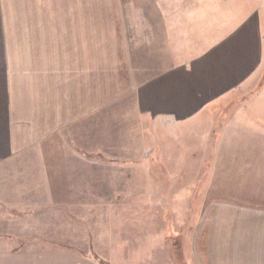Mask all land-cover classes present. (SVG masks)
Listing matches in <instances>:
<instances>
[{
  "label": "crops",
  "instance_id": "1",
  "mask_svg": "<svg viewBox=\"0 0 264 264\" xmlns=\"http://www.w3.org/2000/svg\"><path fill=\"white\" fill-rule=\"evenodd\" d=\"M263 75L264 0H0V220L16 230L4 234H51L64 219L110 234L112 207L164 170L144 135L181 133ZM236 127L205 166L193 264H264V133ZM192 173L176 169L177 188ZM70 205L81 214L62 217Z\"/></svg>",
  "mask_w": 264,
  "mask_h": 264
},
{
  "label": "rangeland",
  "instance_id": "2",
  "mask_svg": "<svg viewBox=\"0 0 264 264\" xmlns=\"http://www.w3.org/2000/svg\"><path fill=\"white\" fill-rule=\"evenodd\" d=\"M257 81L258 84L243 92L234 88L219 102L207 107L196 120L184 123L181 133L174 131V124H165V132L160 133L158 140L154 139L155 134L153 139L144 135L141 150L143 153L152 152L154 156L160 155L163 162L160 167H164V170L156 173V180L148 177L149 183L142 184V188L133 187L132 201L117 203L115 210L112 207L111 211L116 212L117 219L109 221L110 226L105 224L101 227L102 231L111 227L110 234H77L83 231L79 225L85 221L64 219L66 221L62 220L60 224L66 223V226L57 228L53 225L49 230L55 234L5 235L16 230L3 227L4 224H11V220H0V264H193L195 258L191 245L200 221V202L210 189L206 191L204 170L211 153L222 147L221 137L226 133L224 129L226 126H237L238 132H252L254 128L258 133H264L263 124L246 120L254 117V110H259L257 115L264 119V109L255 104L264 102V75L258 77ZM231 101L254 102L257 107L244 110L233 107L227 112L223 104ZM239 108L242 112L235 113ZM239 115L243 117L242 120L238 119L241 117ZM260 126L261 130H257ZM148 127L154 130L156 125ZM209 129L211 131L205 139L204 133L207 134ZM156 143L158 151L155 150ZM194 153L196 155L192 156ZM179 167L181 170L190 168L192 174L197 176L188 183L190 187L177 188L178 181L173 175ZM185 172L181 171L178 175L183 176ZM98 206L102 209L104 205ZM69 208L70 211L62 212V217L81 214L77 205H70Z\"/></svg>",
  "mask_w": 264,
  "mask_h": 264
}]
</instances>
